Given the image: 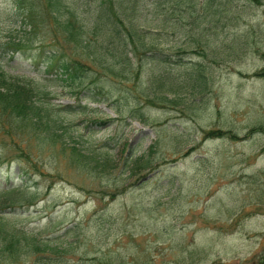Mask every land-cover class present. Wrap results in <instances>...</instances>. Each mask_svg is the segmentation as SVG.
<instances>
[{
  "label": "rangeland",
  "instance_id": "rangeland-1",
  "mask_svg": "<svg viewBox=\"0 0 264 264\" xmlns=\"http://www.w3.org/2000/svg\"><path fill=\"white\" fill-rule=\"evenodd\" d=\"M31 1L44 12L45 0ZM17 2L0 0L2 41L25 33ZM201 2L187 23L183 7L151 3L141 18L149 46L132 67L65 41L69 56L112 68L102 91L116 107L92 106L123 114L110 124L90 122L88 109L66 114L64 147L31 125L15 139L0 129V174L26 184L9 193L0 184V214L54 248L22 239L0 264H264V76L254 75L264 72V0ZM56 29L42 18L37 43L55 48ZM10 54L0 47L11 74L34 78L55 102L77 101L74 84ZM135 107L146 123L131 119ZM78 148L110 152L108 168L90 169Z\"/></svg>",
  "mask_w": 264,
  "mask_h": 264
},
{
  "label": "trees",
  "instance_id": "trees-1",
  "mask_svg": "<svg viewBox=\"0 0 264 264\" xmlns=\"http://www.w3.org/2000/svg\"><path fill=\"white\" fill-rule=\"evenodd\" d=\"M167 1L172 3L173 0ZM256 1L260 2V0ZM147 2L148 0H45L46 8L43 13L38 10L35 1L27 0L25 5L24 1L22 4L23 7L27 8L24 10V21L31 26L32 33H35L37 29L39 15L44 20L50 21L51 18L57 26L55 32L58 35L54 36V40L58 42V48L48 61L52 62L47 64V71L56 69V72L66 75L63 76L64 80H70L77 84V88L84 90L90 87V82H94L89 74L90 71L94 70V66L90 62L84 61L83 57L80 56L65 57L64 52L62 53L65 41L73 42L83 50L96 55L101 53L100 48L102 46H106V55L111 53L112 58L125 62L126 64L120 62L122 67H132L133 61L132 57L129 56L128 45L134 51L138 49L139 45L149 46V43H138L144 39V36H147L146 30L140 22ZM177 2L176 0L174 5L179 9L180 4ZM183 2L187 4L185 11L192 15V7H196L197 2L194 0L193 2L192 0H183ZM204 2L213 3L214 0H202L201 3ZM47 14H49V18L46 17ZM181 18L184 20V15ZM197 19L202 20V16ZM33 42V38L21 37L19 40L11 39V41L0 43L29 55L37 63L42 55H45V50L36 54L30 52L34 49ZM44 46L41 44L39 47L44 48ZM96 59L97 57L94 58L95 61ZM105 69L110 71L112 68ZM254 75L264 76V72H256ZM163 83L167 84L166 81ZM161 88L165 90L164 86ZM48 98L49 92L34 85L31 79L11 75L0 68L1 131L15 139L17 134L24 137L26 125H31L47 138H54V143L60 142L64 147V135L70 127L64 112L73 110V106L54 104ZM91 98L97 100L96 97ZM256 129H260L264 133V127ZM78 152L82 160L94 171L101 167L107 169L111 161L108 157L103 160L109 155L110 152L108 151L105 155L92 148H78ZM13 190L15 188L9 189L8 192ZM12 223L13 221L8 216L0 214V255L11 251L16 258V250L22 246V239L31 240L34 248L42 249V251L54 249L49 246L48 242L38 240L32 232Z\"/></svg>",
  "mask_w": 264,
  "mask_h": 264
}]
</instances>
